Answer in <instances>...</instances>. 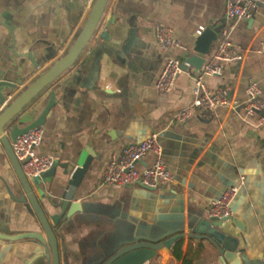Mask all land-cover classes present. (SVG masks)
Wrapping results in <instances>:
<instances>
[{"label": "crops", "instance_id": "0c3cea01", "mask_svg": "<svg viewBox=\"0 0 264 264\" xmlns=\"http://www.w3.org/2000/svg\"><path fill=\"white\" fill-rule=\"evenodd\" d=\"M91 8L84 0H0V81L5 102L0 112L72 48ZM168 26L182 49L162 50L156 28ZM224 26L242 61L214 59L206 65L221 73L206 76L211 91L230 90L233 104L214 111L197 110L186 123L175 114L194 100L200 70L190 66L170 93L157 89L169 59L192 55L200 27ZM264 0L252 19L230 21L225 0H110L95 35L74 66L61 75L19 116L36 120L52 92L56 105L44 129L40 153L57 158V166L37 177L35 193L49 216L59 201L75 162L86 153L88 172L75 195L80 212L57 228L60 264H99L129 241H162L184 234L182 258L162 248L146 264H229L208 240L193 238V229L208 216L211 204L230 186L240 190L232 204L231 236L247 262L264 259V127L261 116L247 112V89L257 82L264 94ZM157 135L172 182L148 189L141 184H104L106 165L122 149ZM147 155L138 165H153ZM26 198L4 146L0 143V233L35 231L46 242L0 238V264H54L52 251L35 214L15 198ZM176 243L174 244V246ZM173 246V247H174Z\"/></svg>", "mask_w": 264, "mask_h": 264}, {"label": "water", "instance_id": "95a60500", "mask_svg": "<svg viewBox=\"0 0 264 264\" xmlns=\"http://www.w3.org/2000/svg\"><path fill=\"white\" fill-rule=\"evenodd\" d=\"M109 1L110 0H95L89 18L78 34L69 52L49 70L40 75L30 86L12 100L2 112H0V143L4 146L24 194H26V198L20 197L15 198V200L24 204L27 210L35 214L38 218L50 245L54 264H60L56 229L61 226V222L64 218L69 219L81 210V204L74 202V199L84 176L89 170L91 158L88 157L86 153H82L75 162V166H73L72 170H69L67 166L66 175L69 176L67 186L61 194L59 201L51 203L52 208L57 212L48 216L35 193L36 190L40 198L42 197L38 184L36 183L37 178H33L32 180L27 178L23 172L21 163L14 153L12 144L18 137L22 136L27 131L44 126L48 115L56 105V95L54 92L51 93L47 106L36 120L30 123H24L19 122L18 118L35 99L47 90L61 75L76 64L100 26ZM223 30L224 26L205 28L202 35L198 36L196 40L192 55H189L185 60L184 70H187L190 66L200 71L203 69L207 57L210 56L214 44L217 42ZM5 86L12 87L11 84L0 81L1 103H4L6 99L2 91V88ZM261 114L264 116V111L261 112ZM57 164L58 162L55 167ZM230 221L242 229V223L238 220H232V218L218 219L207 216L206 218H202L193 229V238L210 241L218 248L222 258L229 264H253L252 262H247L245 250L238 249V240L231 236V227L228 225ZM0 238L10 241L35 240L43 244L46 242L43 233L35 231L24 232L17 235L0 233ZM183 238L184 234H177L162 241H152L148 243L137 242V240L129 241L120 247L112 256L99 264H146L157 256L160 249L164 247L172 249L174 244ZM258 264H264V259Z\"/></svg>", "mask_w": 264, "mask_h": 264}, {"label": "built area", "instance_id": "2783aa9c", "mask_svg": "<svg viewBox=\"0 0 264 264\" xmlns=\"http://www.w3.org/2000/svg\"><path fill=\"white\" fill-rule=\"evenodd\" d=\"M92 7L95 0H84ZM260 0H225V14L230 21H248L253 18ZM204 27L197 31L202 35ZM156 39L162 50L187 48L174 37L173 31L168 26H158L156 28ZM258 53L264 56V40L260 43ZM214 59L221 62L242 61L243 56L235 50L233 42L229 38V33L222 31L217 42L214 44ZM185 59H169L164 70L157 80V89L163 93H170L178 77L184 73ZM221 68L210 63L203 67L201 73L195 80L193 102L179 110L175 114V119L180 123H186L193 117L197 110L214 111L219 107L230 108L233 104L230 99V90L222 88L211 91L205 84L206 76L219 75ZM248 114L257 115L264 111V94L257 82H252L247 89ZM264 127V116L260 119ZM44 129L42 127L27 131L12 144L14 153L21 163L23 172L29 180L41 177L55 168L57 158L50 153H40L38 150L44 141ZM154 154L156 156L153 165L139 168V164L144 158ZM162 148L158 142L157 135L141 141L126 145L122 149L119 157H114L106 165L102 179L104 184L114 187L142 184L145 187L155 189L174 180V176L165 166L162 159ZM237 185L228 187L220 196L219 200L213 202L207 212L209 217L218 219L232 218V204L239 193Z\"/></svg>", "mask_w": 264, "mask_h": 264}, {"label": "trees", "instance_id": "16d2710c", "mask_svg": "<svg viewBox=\"0 0 264 264\" xmlns=\"http://www.w3.org/2000/svg\"><path fill=\"white\" fill-rule=\"evenodd\" d=\"M182 247H183V241L182 240H178L176 242V245L173 247V253L177 259L182 258ZM183 264H192V262L188 259H185Z\"/></svg>", "mask_w": 264, "mask_h": 264}, {"label": "rangeland", "instance_id": "374dc122", "mask_svg": "<svg viewBox=\"0 0 264 264\" xmlns=\"http://www.w3.org/2000/svg\"><path fill=\"white\" fill-rule=\"evenodd\" d=\"M53 169H54V168H53ZM53 169H52V170H53ZM49 172H50V171H49ZM46 174H47V173H46ZM44 175H45V174H44Z\"/></svg>", "mask_w": 264, "mask_h": 264}]
</instances>
